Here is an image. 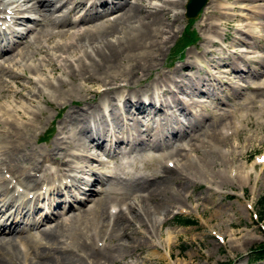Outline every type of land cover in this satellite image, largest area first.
Here are the masks:
<instances>
[{
  "label": "bare ground",
  "instance_id": "1",
  "mask_svg": "<svg viewBox=\"0 0 264 264\" xmlns=\"http://www.w3.org/2000/svg\"><path fill=\"white\" fill-rule=\"evenodd\" d=\"M187 1L91 0L90 4H87L80 0H0V11L11 8L15 12L24 13L20 14L22 18L18 21L21 25H26L25 21L29 19H32L34 23L32 26H27L25 30L17 31L19 32L18 38L29 39L28 50H21L20 60L13 54H9L17 50L15 47L19 45V41L14 43L9 41L0 49V60L4 61L3 64L0 63V98L13 92L14 96L20 100L16 101L15 105L6 103L3 104L4 106L0 105V264H81L80 260L86 264H107L120 249L130 251V248L137 249L141 246L140 240L132 237L133 228H137L144 234L147 233L146 236L149 237L146 238L152 240L157 227V216L162 212L165 214L170 207L174 208L181 204L180 201L179 204L176 201L181 193L174 190L173 183H183V180H189L197 173L206 176L204 175L205 168L212 159H214L213 163L217 160V163H225L226 166H229L230 161L233 160V157L229 155L234 156L235 152L239 154L238 149L235 152V149L225 152L224 148L228 137L231 138L241 127L236 122L233 124L232 121H229L231 116H229L228 110L222 115L208 112L203 106L202 99L207 97L211 103L221 102L222 98L218 92L219 84H226L224 80L226 76L221 73L235 74L233 77L238 80L245 76L257 75L263 78L264 72H260L257 67L264 62V56H255L256 52H253L255 48L253 51L248 49L242 53L235 52L237 58L244 63L242 67L239 65L240 61L237 63L236 60L229 59V55L225 51L222 55L213 57V51L210 49L212 40L206 39L207 45H204L202 53L205 57L209 55L213 57L207 61V67L199 65L197 61L199 57L195 55V52H191L189 58H195V60L189 59L176 69V71L188 69L190 75L181 76L177 73L176 75L179 77L176 78L164 72L160 68L162 58L171 39L178 33V30L174 29V24L181 16L185 15ZM247 1L254 2V0ZM209 3L205 7L206 10L204 9L207 18L204 17L202 23L200 22L205 27L211 25L208 22L211 14L209 12L211 4ZM217 6L222 10L228 8L225 3H218ZM255 8L258 9L257 5ZM255 8L252 7V9ZM179 9L180 13H174L172 15L174 18H170V12H176ZM257 11L264 18V5H260ZM262 27H264L263 23ZM25 48L27 47L25 46ZM41 54H45V57L39 58L38 63L33 62V59ZM8 63L13 65L7 67ZM15 67L18 70H15ZM227 67H229L228 70H226ZM262 68L264 69V67ZM213 69H218V74H215ZM19 70L22 73L28 71L31 75L28 94L13 90V87L9 86L10 84L7 85V81L4 80V76L7 75L17 83V79L21 76ZM60 70L63 73L57 83H54V80H49L54 72H60ZM153 70H156L157 74L151 81H148L149 74ZM200 71L206 74L205 77L199 74ZM47 72L49 79L44 78ZM64 74L73 79L75 85H72V88L67 89L68 84L62 78ZM172 74L174 73L172 72ZM246 81L248 82V80ZM230 85L234 89L236 88L235 91L240 87ZM93 86H96V89H93ZM62 87L66 90H62ZM247 88L252 91H263L264 80L249 83ZM46 90L55 96L47 93ZM52 90L53 92H51ZM222 92L226 93V89H222ZM247 94V96H252ZM58 97L70 100L77 97L85 104L81 110L69 111L68 115L66 114V118L60 124L53 147L47 152L37 148L33 141L42 125L38 116L45 112L39 108H32L29 103L38 98L51 103L49 99L53 100ZM224 99L226 101L227 98ZM260 99L262 101V98ZM25 100H28L29 103ZM53 102L58 103V100H53ZM64 102L66 101L59 103L61 105ZM255 103L260 109L264 107V102L255 101ZM174 106L179 107L181 111L179 116L174 115V112L171 113V108ZM194 106L200 107V109L193 112ZM120 109L123 112L118 116L116 110ZM158 113L160 119L156 120L157 125L152 126L153 129H151V134L154 137L149 145L151 148L145 147V149L147 151L157 150L160 153L159 157L152 158L147 154L132 156L134 152L129 150L125 156L126 159L119 163L118 169L115 171L102 172L98 168L89 166L88 163L93 161V156L95 157V154L92 156V153L98 149L96 147H100L103 140L109 135L118 132L117 129H112L113 124L129 125L123 133L131 131L137 139H141L150 131L149 128L140 127L142 115L150 116ZM179 117L181 119L184 117L185 122L183 119L181 121ZM260 117L262 116L260 115ZM170 121L173 122L171 127H169ZM248 121L254 122L249 119ZM72 128L77 130L75 129L76 133H73L74 136L70 138L65 134ZM189 129L191 131L204 130L202 133L205 137L201 134V136L203 135L201 140L200 135L185 140L190 135ZM169 133L171 136H168ZM116 136L118 135L114 137ZM178 137L183 140L181 150V147L176 149L172 145L173 140ZM234 140L236 139L234 138ZM65 143H70L73 146V152L64 147ZM126 147L131 150L133 148L129 144ZM76 148L78 151H75ZM190 153H193V156ZM103 158L107 161L106 156ZM54 159L60 160L59 165H64V168H45L43 164L50 163ZM74 160H77V165H74ZM156 160L160 166L155 169L153 174H141L142 176L136 177L132 183H130V179L129 183L121 181L120 184H124L122 186L125 187H121L122 189L118 193L119 190L113 182L121 174V172H117H123L131 166L140 168ZM167 161L168 163L174 161V166L164 165V162L167 163ZM259 162L258 159L257 163ZM257 163L254 165L255 168ZM244 169L245 165L229 169L230 177L225 174L222 177L224 183L230 184L235 179L240 182L251 180V174ZM211 171L213 172V168ZM5 172L10 173L13 178L8 180L3 176ZM207 176L209 175L207 174ZM91 177H94V180H90ZM120 177L123 180L124 177L120 175L119 179ZM201 178L206 182L207 178L204 177L206 180ZM14 180L23 183L30 190L41 185H45L46 189L51 190L49 192L51 196L47 198V203L43 207L48 211L44 212L40 218L36 219L33 212L24 210L26 206L18 207L16 211H12L10 207L15 203L9 201L7 195L10 190L9 183L13 184ZM68 180H70L69 183ZM117 180L116 182H118ZM179 180L181 182H178ZM210 180L212 182L213 179ZM64 181H66L65 184ZM56 182L60 184H56ZM83 183L88 188L86 191L81 190ZM95 183L101 184L102 187L95 188ZM70 184L76 187L78 193L71 194L68 191L63 203L68 204L70 208L75 207L74 203H81L79 213H74L69 218L66 217L67 213L55 215V207L61 205V202L57 200L63 195L64 190L61 187L66 186L67 188L71 186ZM129 190H132L134 199L137 198L140 202L148 203V205L145 204L146 210L140 202L141 206H135L136 202L133 199L128 203L127 210L122 208V205L125 204L123 194ZM78 194H82V197L77 198ZM39 198L40 196L37 197V200ZM121 198L124 201L116 200ZM151 201L155 205H151ZM89 202H92L90 208L88 207ZM112 204H114L112 207H118L119 210L112 213L110 211ZM39 209L37 208L34 214ZM153 217L156 221L153 220ZM137 219L139 220L137 221ZM52 221L57 222L56 226H51L47 230L42 229L44 224ZM156 230L158 231V229ZM128 243L133 244L128 246Z\"/></svg>",
  "mask_w": 264,
  "mask_h": 264
},
{
  "label": "rangeland",
  "instance_id": "2",
  "mask_svg": "<svg viewBox=\"0 0 264 264\" xmlns=\"http://www.w3.org/2000/svg\"><path fill=\"white\" fill-rule=\"evenodd\" d=\"M80 1H84L87 4H90L91 0H80ZM218 3L227 4L228 5L227 10H222L218 8L217 6ZM209 4H211L209 8L210 9L209 12L211 14L209 15L210 19L208 20V22L214 27H212L211 25L209 27L208 26L205 27L201 24L202 19L204 17L207 18V15L205 16L206 9L203 10L201 16L195 19L193 22H190V20H188L186 16L183 15L180 17L179 19L180 21L178 20L176 24H174V29L178 30V33H176V36L171 39L162 58L160 68L164 72L169 73L170 75H173L176 78L179 77L178 75L181 76L190 75L191 73L189 72L188 69H182L179 71H176V69L183 62L189 59L195 60V58L193 59L189 58L191 52H195V55L199 57L197 60L199 62V65L204 67H207V61L209 59L222 55L224 51L228 53L229 59L231 58V60H236L237 63H239L240 60L234 54L235 52L242 53L243 51H246L248 49H251V51H253L255 48L256 51L255 50L253 51L256 52L255 56H264V27H262V23L264 24V18L260 14H258L257 11L259 10L260 5H264V0H257V2L256 0H254V2L247 0L245 1L211 0ZM256 5L258 9L255 8ZM253 6L255 9H252ZM240 7L241 8L243 7L244 9H241ZM253 10L254 11L256 10L255 11L256 14ZM174 13H180V9L178 11L176 10V12L175 11L170 12L169 14L170 18H174L172 17ZM25 23L26 25L24 24L21 25V27L22 26L24 27V30L26 29L27 26H32L34 24L32 20H27L25 21ZM247 24H250V26L251 25L252 26L250 27L248 25L249 27L247 26L248 27L247 28L245 27ZM187 34L191 35V39L194 41L192 42V44L190 45L186 44L184 46L185 36ZM206 39L212 40L210 49L213 51L214 54L213 57L212 55L205 57L202 53V51L204 50V45L205 44L207 45ZM27 42H29V39L28 40L20 39L19 45L15 47L17 50L9 54H13L14 56L17 57L18 60H20L21 50L23 51L28 50ZM251 44L253 47L251 46ZM25 46L27 48H25ZM41 57H45V54L38 55L33 59V62L38 63L40 60L39 58ZM0 63L3 64L4 61L3 63L0 61ZM263 63L264 62H262V64L259 67H257V69L260 70V72L262 71L264 72V69L262 68L264 67ZM9 65H13V64L8 63L7 67ZM239 65L243 67L244 63L240 61ZM228 69L229 67L226 68V70ZM15 70L18 69L16 68ZM155 71L156 70H153L152 73L149 74L148 81H151V79H153L156 76L157 71L156 72ZM212 71L215 74H218L217 72L218 69H213ZM172 72L174 74H172ZM62 73H63L62 70H60V72L56 71L53 73V75H51V79H49L47 72V75L44 76V78L49 80H54V83H57V80L62 76L61 75ZM177 73L178 75H176ZM199 74L203 75L204 77L206 75L203 71H200ZM20 75H21L20 78L17 79V83H15V81H13L9 76L7 77V75L4 76V80L7 81V85L10 84L9 86L13 87V90H17L19 92H24L25 94H28L30 91L29 87L31 85L30 84L31 75H29L28 71H24L23 73L20 72ZM221 75L226 76V78H224L226 84L225 85L219 84L220 88L218 89V92L220 93L222 98L221 102L211 103V101L207 97L203 98L202 101H204L203 106H205L208 112H212V113L214 112V114L222 115L228 110L229 116H231L229 121H232L233 124L234 122H236V124H238L241 127L239 131L235 132V134L231 136L232 139L228 137V140L225 144V148L223 147L225 152L227 151L229 152V150L231 149H232L231 151L235 149L234 150L235 152L237 151L236 149H238L239 154L235 152L234 156L229 155L230 157H233L234 160V162L233 160L230 161L231 164H229V166L231 165L230 166L231 168L229 166H226L225 163L222 164L220 162L217 163L216 162L217 160H215V163H213L214 159H212L205 168L206 173L204 175L206 176H203V174L201 175V173L200 174L197 173L196 175L191 176V179L186 181L183 180V183H177V182L173 183L174 190L179 191L181 193L179 197L176 199L178 204L180 202L181 204H179L178 206L176 205V207L174 208L170 207L165 214L164 212H162V214H159L157 216L158 225L156 224L157 226L156 229H158V231L155 229V235L152 238V240L146 238L149 237L146 236L148 235L147 233L144 234V232H139L137 228H133L134 232L132 234V237L138 238L140 240L141 246L137 249L130 248L131 249L130 251H123L122 249H120L119 251H117L118 253L115 254L114 258L116 259L113 260L114 258H112L107 262V264H264V258L262 259L260 258L257 260L253 258L254 257L253 254L255 253V252L253 253V250L264 245V219L263 220L259 219L260 215L262 216L264 214V204H261L262 201L264 200V168L263 166L260 167V165H257L256 168L254 167V165L258 162V160H256L255 154L264 152V127H263L264 107L260 109L258 108L257 103H255V101L256 102L259 101L262 103L264 102L263 99L264 90L252 91L251 89L247 88V86H249V83L262 82L264 80V76L263 78H260V75L245 76L243 79L238 80L237 78L233 77V75L235 74L228 75L226 73H221ZM195 76H198V74H195ZM62 78L68 84L67 89L72 88V85H75L73 83V79L67 77L65 74L63 75ZM246 80H248L249 83ZM230 84L238 85L240 87L238 88V90L235 91L236 88L234 89ZM95 87L96 86H93V89H96ZM202 87L205 88L204 86ZM221 88L222 89L225 88L226 93H223ZM62 90H66V88L62 87ZM46 91L47 93H49L48 90ZM58 91L60 93L61 89ZM51 92H53V90ZM247 93L251 94L252 96L251 97L247 96L248 95ZM14 94L15 93L11 92L8 95H5V97L0 98V105L3 104L5 105V103L7 105H15L16 101H20V100L19 98L14 96ZM49 94H51L52 96L54 95L52 93ZM224 98H227L228 100L226 99L225 101ZM260 98H262V101ZM56 99L58 100V103L53 102V100L55 101ZM28 100L25 101L28 102ZM35 100L36 99H33L32 103L28 102L29 105H32V108L35 109L39 108L43 110L45 114L38 116V119L42 125L33 140L34 145L37 148L39 147L42 150L44 149L43 151L49 152V150L53 147L54 140L57 137L58 131L61 126L60 124L66 118L65 116L68 115L69 111L81 110L85 102L77 97H75L73 100H70L68 98L60 99L59 97L53 100L49 99L51 103L44 102L40 98H38L36 101ZM247 100H248L247 103L248 105L246 104ZM63 101L66 102L61 104L62 105L61 106L60 103ZM262 103L261 104L259 103V105H262ZM195 108L200 109V107L197 106L193 107V109ZM122 112L123 111L121 109L116 110L118 116L121 115ZM245 114L246 116H244ZM259 114L262 117H260ZM242 117H244L243 120H240L242 119ZM248 119L254 122H249ZM184 120L186 119L184 118ZM123 126L124 123L123 125L113 124L112 129L121 130ZM75 129L76 128H72L69 132H67V135L70 138H72L71 136H74L73 133L74 134L76 133L77 129L76 130ZM189 131H190L189 132L190 135H188L187 136L188 138L186 137L185 140H189V138L195 136L198 137V135H200L199 137L201 140V137L204 135L203 134L204 130L203 131L197 130L198 131L197 132V131H191V129H189ZM201 134L203 135L201 136ZM203 137H205V135ZM234 138L236 140H234ZM182 141L183 140H180L179 137L175 138L173 140L174 143H172V145L176 149L181 147L180 148L181 150L182 149L181 145L183 143ZM64 147L67 150L73 152L72 150L74 148L73 146L70 145V143H65ZM245 147L247 150L245 149ZM77 148L80 149V147ZM77 148L75 149V151H78ZM158 154L160 155L159 152H154L152 155L153 156L156 155V157H159ZM190 154L192 155L193 153ZM45 163L43 164L45 165V168L63 166V165H59V163L61 162L58 159H54L50 163L49 162H45ZM165 164L166 163L164 162V165ZM241 165H245L244 170L251 174L252 176L251 180L240 182L238 179H235L236 181L232 180L230 184L224 183L225 181L222 178L224 174L225 176L230 177V174L228 173L229 169L232 168L234 169L235 166L238 167ZM147 166L148 167L150 166L149 167L150 170L148 169ZM158 166H160V164L156 160L150 164H147L146 166H142L140 168L138 167L135 170L130 169L131 171L133 170L134 173H131L130 171L131 173L130 174L128 171V173L125 174L126 170L121 172L123 176L125 175L123 180L121 177L119 179V176L121 174L118 175L113 180V182L117 186V190H119L118 193L122 188L125 187L122 186L124 184H120L121 181L124 183L125 182L129 183V179H130L131 181L130 183H132L136 177H141L144 174L145 175L153 174V172H155V169ZM212 168L214 174L211 171ZM137 172H141V173H137ZM222 173L223 175H221ZM227 173L229 176L227 175ZM207 174L209 176H207ZM190 175H192V173H190ZM197 175L200 177H196ZM201 177H203V179L204 177L207 178V180L204 179L206 180V182L203 181ZM210 179H213L215 183L213 180L211 182ZM116 180L118 182H116ZM191 180L195 185L191 182ZM178 182H181V180H179ZM218 185L220 188L218 187ZM214 186H216L217 188ZM94 187L100 189L102 185L97 183L95 184ZM133 191L135 192V190ZM130 193H132V190L125 191L124 193L125 195L123 194V198L125 201L122 198L116 199L117 201L119 200L124 201L125 204L122 205V208L124 210H127V207L129 206L128 203L135 200L136 202L134 204L135 206L137 207L138 205L141 206L140 205L141 203L146 210V206H145L146 201L140 202L137 200V198L134 199L135 198L134 196L132 197L133 193L131 195ZM119 195L121 196L122 194ZM184 197L185 199H183ZM88 205H89L88 207L90 208L92 202H89ZM146 205H148V203ZM151 205H155V203L151 201ZM73 206H75L74 207L75 210H69L67 212H64L59 207L55 210V212L58 213L60 211V213H62L63 215L67 213L66 217L69 218L74 213H79L80 207L76 209V205L73 204ZM188 218L193 219L195 222L194 223L186 222V219ZM138 220L139 219H137V221ZM153 220L156 221L155 217H153ZM56 223H57L56 221L47 223L42 226V229L47 230L51 226L52 227L56 226ZM160 223L161 225L159 226ZM138 225L140 224L138 223ZM148 240L150 243L147 242ZM132 244L133 243H128L127 245L131 246ZM80 263L86 264L83 262V260L82 261L80 260Z\"/></svg>",
  "mask_w": 264,
  "mask_h": 264
},
{
  "label": "water",
  "instance_id": "3",
  "mask_svg": "<svg viewBox=\"0 0 264 264\" xmlns=\"http://www.w3.org/2000/svg\"><path fill=\"white\" fill-rule=\"evenodd\" d=\"M209 0H189L186 6L187 18H197Z\"/></svg>",
  "mask_w": 264,
  "mask_h": 264
},
{
  "label": "trees",
  "instance_id": "4",
  "mask_svg": "<svg viewBox=\"0 0 264 264\" xmlns=\"http://www.w3.org/2000/svg\"><path fill=\"white\" fill-rule=\"evenodd\" d=\"M261 204H264V200L262 201V203ZM264 214L261 216L260 215V219L261 220H263L264 219ZM186 222H189V223H194L195 221L193 220V219H191V218H188V219H186ZM254 252V259H258V258H263L264 257V245H262V246H260V247H258V248H256L255 250H253Z\"/></svg>",
  "mask_w": 264,
  "mask_h": 264
}]
</instances>
